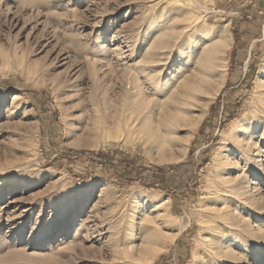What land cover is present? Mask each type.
Returning <instances> with one entry per match:
<instances>
[{
	"label": "rangeland",
	"instance_id": "1",
	"mask_svg": "<svg viewBox=\"0 0 264 264\" xmlns=\"http://www.w3.org/2000/svg\"><path fill=\"white\" fill-rule=\"evenodd\" d=\"M217 47L197 98L157 110L186 56ZM162 52L175 64L141 75ZM263 91L264 0H0V264H213L202 222L220 166L242 180L224 147ZM249 179L256 211L231 214L246 232L223 234L227 264H264V179Z\"/></svg>",
	"mask_w": 264,
	"mask_h": 264
},
{
	"label": "bare ground",
	"instance_id": "2",
	"mask_svg": "<svg viewBox=\"0 0 264 264\" xmlns=\"http://www.w3.org/2000/svg\"><path fill=\"white\" fill-rule=\"evenodd\" d=\"M177 29L184 31L187 29V26H182L181 28L177 27ZM183 36H186V34ZM181 39L180 36L177 45V48L180 50L184 45ZM169 51H171V49H169ZM155 56V60L152 62L153 64L151 66L147 65L140 68V74L144 77H146L149 72L157 71L159 72L158 78L162 77L161 72L164 70L168 71V69L175 64L173 60L169 61L167 64L166 62L163 64L167 56L164 52L158 53ZM184 57L185 56H183V58ZM186 57L189 60V65L184 66L182 72L162 84L163 86L157 90V110H162L164 108L175 110L181 106H185L190 100H195L197 94L203 90L205 81L208 80L211 75L216 74L218 69L223 65V61L226 60L225 53L218 47L210 51L208 56H203L201 59H196L193 55H188ZM154 82L156 83L158 81L156 80ZM257 100V108L254 107L251 114H249V116L242 121L243 124L239 126L240 128L238 131L243 133L244 139L239 142L237 139L239 134L238 132H236V134L234 132L230 135L228 145L224 147V149L229 148V150L235 149L245 161L246 170L243 173L242 180L234 182L230 179V177L232 178V173H230L229 169L231 164L228 167L226 164L220 166L221 169L220 171L218 170L217 177L213 184L212 199L209 202L216 210L208 213V220L202 222V225H204V232L210 238V243L206 242L205 245L209 248V256L213 264H227L228 262H233L232 257L230 259L229 256L220 249V245H224V243L228 241L224 238L223 234L231 236L235 242L240 243L239 240H241V235L246 232L245 226L242 227L237 222L234 223V221L231 220V214H238L240 210L247 212L256 211V207L253 206L255 201L250 198L247 185L250 183L249 178L251 177L264 179V166L261 165L259 160L260 156L264 154L262 151L264 145L255 146L254 142H252V145H249V143L245 141L247 140L246 136L249 135L250 132L261 127L264 128V91L259 95V99ZM191 102L192 101H190V103ZM251 137L250 135V138ZM262 141L264 143V138ZM244 143L247 144V147ZM224 158L228 161L230 156L226 154ZM232 164H236V162ZM224 178H227V180H224ZM239 223L241 222L239 221ZM240 227H242V230H239Z\"/></svg>",
	"mask_w": 264,
	"mask_h": 264
}]
</instances>
